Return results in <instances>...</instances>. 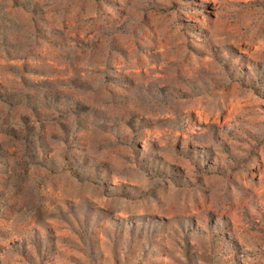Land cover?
Returning a JSON list of instances; mask_svg holds the SVG:
<instances>
[{
  "label": "rangeland",
  "instance_id": "rangeland-1",
  "mask_svg": "<svg viewBox=\"0 0 264 264\" xmlns=\"http://www.w3.org/2000/svg\"><path fill=\"white\" fill-rule=\"evenodd\" d=\"M0 264H264V0H0Z\"/></svg>",
  "mask_w": 264,
  "mask_h": 264
}]
</instances>
